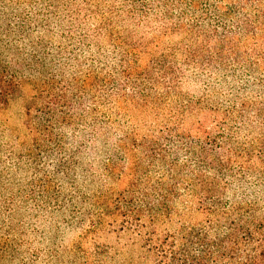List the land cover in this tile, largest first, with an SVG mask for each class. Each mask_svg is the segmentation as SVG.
Here are the masks:
<instances>
[{"label":"trees","instance_id":"obj_1","mask_svg":"<svg viewBox=\"0 0 264 264\" xmlns=\"http://www.w3.org/2000/svg\"><path fill=\"white\" fill-rule=\"evenodd\" d=\"M77 1L0 0V29L6 31L0 35V114L12 100L27 97L32 145L60 155L55 165L67 178L97 138L114 135L115 117L135 110L160 128L143 137L134 130L116 142L115 152L131 172L143 159L157 179L146 174L124 213L120 208L111 213V225L121 218L118 231L128 236V244L112 249L111 264H264L262 0H235L229 7H209V0H124L120 16L140 23L158 19L148 41L117 42L107 23L114 11L103 13L107 19L90 35L78 27L82 46L93 38L114 39L121 55L115 72L92 71L78 54L66 62L64 48L54 53L42 40H30L36 31L32 20L59 15L61 4L72 18L84 14L81 26L98 15L89 0L76 6ZM23 3L45 8L8 20L11 8ZM230 14L237 18L225 19ZM171 36L178 37L177 44L161 48ZM69 64L74 65L67 69ZM219 77L234 83L227 84L228 95L213 101L207 90ZM189 78L205 83L202 96L183 92ZM67 129L79 140L72 154L65 147ZM14 214L10 202L0 206V264L16 249Z\"/></svg>","mask_w":264,"mask_h":264},{"label":"rangeland","instance_id":"obj_2","mask_svg":"<svg viewBox=\"0 0 264 264\" xmlns=\"http://www.w3.org/2000/svg\"><path fill=\"white\" fill-rule=\"evenodd\" d=\"M89 1L91 10L97 11L98 15L94 14L91 20L85 22V26L80 25L84 22V14L72 18L67 5L61 4L59 15L49 18L41 15L37 20H32L36 31L30 40H42L54 53L57 48H64L66 62L78 54L85 67L92 71L102 69L115 72L119 68L121 55L112 41L114 39L108 36L98 40L93 38L82 46L83 31L78 27H86L90 35L95 24L107 19L101 18L103 13L114 11L112 15H107L112 19L107 23L116 38H120L117 42L134 44L150 39L151 36L146 34L157 27L158 19L145 18L140 23L139 18L120 16L126 6L124 0ZM234 1L209 0L207 6L213 7L219 3L229 7ZM240 1L247 3L248 0ZM80 3L81 0H78L76 6ZM262 3L264 5V0ZM36 8L45 7L34 3H23L20 8L13 6V15L7 19L12 20L14 14ZM77 9L72 8L73 11ZM227 18L237 17L230 14L225 16ZM0 35L5 36L6 31L0 29ZM68 37L73 41H68ZM177 42L178 37L171 36L167 41H162L161 48L176 45ZM71 65L74 64H69L67 69ZM71 73V70H67L66 74L69 76ZM228 83L233 84L234 81L219 77L207 90L203 81L196 82L189 78L182 90L194 98L202 96L207 90L208 98L213 97V101H216L219 94L229 92ZM31 95L29 90L26 96ZM27 100V97L12 100L0 114V206L4 208L10 202L15 210L12 218L15 242L12 244L16 248L7 254L3 264H96L98 260L111 264L108 260L112 258V249L128 244L127 234L118 231L123 220L119 218L117 225L112 226L115 219L110 216L111 213L117 208L124 213L123 208L134 201L132 192L138 188V181H145L146 174H150L151 180L157 179L154 176L156 170L145 164L143 159L131 172V165L118 158L116 142L122 134L134 130L143 137L158 134L160 128L155 126L152 118L145 121L135 110L127 112L126 117H115L114 135L108 139L97 138L92 150L80 159L78 168L67 178L58 174L55 165L60 155L52 156L54 154L46 146L32 145L35 136L27 131ZM65 136V147L72 154L79 140L74 138L77 136H73L70 129H67ZM48 151L52 157L48 156ZM142 155L141 152L135 153L137 160ZM93 222L97 223L95 228H92Z\"/></svg>","mask_w":264,"mask_h":264}]
</instances>
